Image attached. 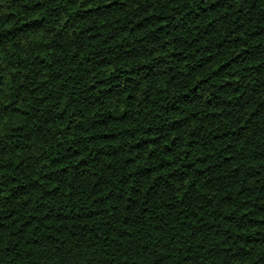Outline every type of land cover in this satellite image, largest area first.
Returning a JSON list of instances; mask_svg holds the SVG:
<instances>
[{"label": "trees", "instance_id": "obj_1", "mask_svg": "<svg viewBox=\"0 0 264 264\" xmlns=\"http://www.w3.org/2000/svg\"><path fill=\"white\" fill-rule=\"evenodd\" d=\"M0 264H264V0H0Z\"/></svg>", "mask_w": 264, "mask_h": 264}]
</instances>
